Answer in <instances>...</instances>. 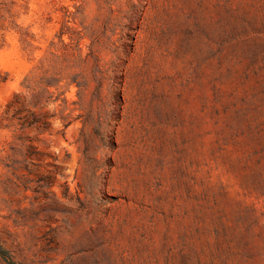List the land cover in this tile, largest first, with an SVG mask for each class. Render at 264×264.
I'll use <instances>...</instances> for the list:
<instances>
[{
  "label": "rangeland",
  "instance_id": "1",
  "mask_svg": "<svg viewBox=\"0 0 264 264\" xmlns=\"http://www.w3.org/2000/svg\"><path fill=\"white\" fill-rule=\"evenodd\" d=\"M0 248L264 264V0H0Z\"/></svg>",
  "mask_w": 264,
  "mask_h": 264
},
{
  "label": "trees",
  "instance_id": "2",
  "mask_svg": "<svg viewBox=\"0 0 264 264\" xmlns=\"http://www.w3.org/2000/svg\"><path fill=\"white\" fill-rule=\"evenodd\" d=\"M0 255H1V257L7 262V264H16L10 257H9V255H8V253L4 250V249H2V248H0Z\"/></svg>",
  "mask_w": 264,
  "mask_h": 264
}]
</instances>
